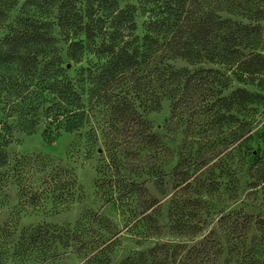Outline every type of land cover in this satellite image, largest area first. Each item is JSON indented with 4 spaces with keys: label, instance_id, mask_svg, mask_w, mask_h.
I'll return each instance as SVG.
<instances>
[{
    "label": "trees",
    "instance_id": "obj_1",
    "mask_svg": "<svg viewBox=\"0 0 264 264\" xmlns=\"http://www.w3.org/2000/svg\"><path fill=\"white\" fill-rule=\"evenodd\" d=\"M17 8L27 15L34 11L39 17L57 9L58 27L73 36L65 58L59 53L50 26L35 15L18 19L15 29L1 33ZM140 16L146 18L142 35L138 33ZM262 23L264 0H137L136 4L85 0L84 10L78 0H0V68L6 74L19 73V79L5 74L0 85L6 82L8 97L21 98L15 112L19 114L18 126L26 134L44 127L43 135L49 140L61 132L89 136L93 132L92 128L87 130L92 111L105 109L113 117L105 128V145L113 147L114 159L117 154L134 152L155 160L163 155L165 146L139 114L140 106L154 110L161 98H168L172 101V120L187 113L190 118L199 117L203 112L233 120L236 107L247 112L261 103L264 96L244 88L228 96L225 92L232 78L240 84L264 85ZM82 35L84 39H78ZM90 56L96 59L95 64L71 76L70 62L79 65L89 62ZM172 58L193 66L207 62L214 67L193 72L175 70L165 65ZM120 87L122 90L117 92ZM85 94L90 108L86 107ZM11 129L7 122H0V198L10 179L22 187L32 168H50L54 174L51 184L44 185L60 191L54 199L60 204L66 193L62 175L68 171L52 160L21 157L14 163L13 176L6 178L2 173L11 165L6 152L12 142ZM93 137L97 138L95 132ZM190 167L180 164L175 168L177 187L184 186L178 191L182 192L180 197L190 186ZM160 168L152 163L149 171ZM141 186L133 184V188ZM24 190L23 187L20 193ZM42 194L37 189L29 205L39 206ZM263 224L262 220L252 224V217L244 214L240 234L227 225L232 234L230 245L235 250L241 242L244 245L252 225L264 232ZM62 231L49 226L19 231L17 227L4 226L0 229V264H47L57 259L59 249L69 247L70 240ZM164 249L167 264L169 248ZM176 249L173 258L181 256L185 248ZM221 251L219 244L208 238L179 264H216Z\"/></svg>",
    "mask_w": 264,
    "mask_h": 264
},
{
    "label": "rangeland",
    "instance_id": "obj_2",
    "mask_svg": "<svg viewBox=\"0 0 264 264\" xmlns=\"http://www.w3.org/2000/svg\"><path fill=\"white\" fill-rule=\"evenodd\" d=\"M84 1L78 0L83 10ZM50 11L39 17L34 11L27 15L17 8L1 33L15 29L18 19L35 15L50 26L59 53L65 58L73 36L58 27L57 9ZM145 20L142 16L137 20L140 35ZM88 60L79 65L70 62V75L96 62L93 56ZM166 64L190 72L214 67L207 62L193 66L180 58L166 60ZM5 74L0 68L1 81ZM6 76L19 79L17 71ZM5 83L0 85V122L12 126L13 135L6 148L11 165L2 173L6 178L13 176L14 163L21 157H44L68 171L62 175L66 193L60 204L54 201L60 191L46 188L54 175L50 168H32L22 187L10 179L0 198V229L11 225L18 231L37 226L64 230L69 247L59 249L61 255L47 264H164L165 246L169 248L166 263L179 264L208 238L222 249L216 264H264L263 231L252 225L244 245L241 242L235 250L227 228H236L240 234L244 214L252 217V224L264 221V99L247 112L236 107L233 120L207 112L195 118L187 113L172 120V101L168 98H161L154 110L142 105L138 112L160 137L165 146L163 155L152 160L133 152L117 154L114 159L113 147L105 145V128L113 117L105 109L92 111L87 130L92 128L93 132L89 136L61 132L49 140L43 135L44 127L34 134L21 131L19 114L15 112L21 98L8 97ZM237 88L264 96V85L240 84L233 78L225 95ZM84 100L90 108L87 94ZM152 163L161 168L149 171ZM180 164L191 165L190 186L182 197L178 191L184 186L177 187L179 176L175 169ZM133 184L142 186L133 188ZM37 189L40 195L43 193V201L36 207L28 202ZM82 243L86 244L77 249ZM177 247L185 249L181 256L173 258Z\"/></svg>",
    "mask_w": 264,
    "mask_h": 264
}]
</instances>
